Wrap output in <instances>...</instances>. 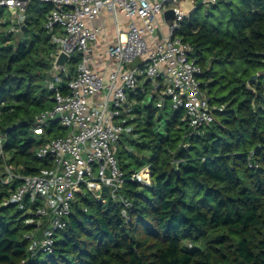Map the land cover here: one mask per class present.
Here are the masks:
<instances>
[{
  "label": "trees",
  "instance_id": "16d2710c",
  "mask_svg": "<svg viewBox=\"0 0 264 264\" xmlns=\"http://www.w3.org/2000/svg\"><path fill=\"white\" fill-rule=\"evenodd\" d=\"M228 24L200 15L198 5L176 34L191 43L202 67L200 80L217 120L194 128L169 96L159 104L150 81L137 93L127 123L134 126L117 145L126 172L151 165L152 183L128 180L124 192L133 206L130 220L115 201L77 196L69 221L56 234L52 252H29L34 217L15 204L4 205L9 190L0 172V264H264V0H219ZM51 5L32 1L27 27L10 31L0 10V134L8 162L35 174L51 161L37 151L36 116L55 106L46 85L55 46L45 27ZM69 62L70 75L80 61ZM239 63L218 79L232 86L220 95L216 64ZM241 70L240 74L238 71ZM259 78L249 83L251 77ZM69 77L62 74L67 91ZM67 130L53 121L49 138ZM128 145L129 149L126 147ZM29 220V221H28Z\"/></svg>",
  "mask_w": 264,
  "mask_h": 264
},
{
  "label": "built area",
  "instance_id": "2783aa9c",
  "mask_svg": "<svg viewBox=\"0 0 264 264\" xmlns=\"http://www.w3.org/2000/svg\"><path fill=\"white\" fill-rule=\"evenodd\" d=\"M32 1L51 5L45 27L55 50L46 85L54 91L55 106L38 114L33 126L34 136L45 140L37 155L51 165L35 174L21 173L8 162L1 134L0 154L4 185L19 181L3 204H15L23 215L34 216L33 228L25 235L33 256L54 250L56 234L67 226L79 194L102 203L117 202L130 220L133 203L124 192L125 183L151 185L152 169L146 164L126 173L116 150L123 135L134 129L127 123L134 105L129 96L144 89L145 82L150 81L160 105L169 96L175 108H183V119L194 128L209 126L217 117L200 80L202 67L193 56L195 48L176 34L188 15L184 2L196 8L198 0H0L10 31L18 33L27 27ZM218 1L203 0L202 4ZM169 9L175 10L173 24L166 20ZM104 12L115 19L113 43ZM62 52L68 54L63 69L57 65ZM98 55L109 62L107 75L96 66ZM74 56L81 59L70 75ZM63 73L69 77L67 91L62 88ZM57 113L67 133L49 138Z\"/></svg>",
  "mask_w": 264,
  "mask_h": 264
},
{
  "label": "rangeland",
  "instance_id": "374dc122",
  "mask_svg": "<svg viewBox=\"0 0 264 264\" xmlns=\"http://www.w3.org/2000/svg\"><path fill=\"white\" fill-rule=\"evenodd\" d=\"M243 4V0H235V5L236 6H240ZM194 9V5L191 2H184V10L186 11L187 14H189L192 10ZM200 15H206L207 12H212L213 16L210 18L212 22L214 23H218V21L222 20L223 24L222 26H227L228 24V13H227V7L224 3H221L218 7H213V4H202L199 6V10H198ZM107 22L111 25L114 24L115 19L112 18L111 16L107 17ZM239 63H234V64H227V65H220V64H216L215 68L217 70V73L215 74L216 76V80L222 76L223 74H229L231 75L233 69H235L236 67H239ZM264 67H261V70ZM241 70L238 71V74H240ZM226 84L225 81H223V79H218L217 83L215 84V88L217 89V91L219 92L220 95H225L227 93L230 92L232 86L227 85L224 86ZM130 114V113H128ZM130 115L127 116V118H129ZM67 130V129H66ZM3 143L5 142V138H2ZM128 146V145H127ZM7 159L10 158V153H7L6 155ZM2 158V155L0 154V159ZM2 161L4 162V160L2 159ZM29 221V220H28Z\"/></svg>",
  "mask_w": 264,
  "mask_h": 264
},
{
  "label": "crops",
  "instance_id": "0c3cea01",
  "mask_svg": "<svg viewBox=\"0 0 264 264\" xmlns=\"http://www.w3.org/2000/svg\"><path fill=\"white\" fill-rule=\"evenodd\" d=\"M109 15L106 13V12H104V15H103V18H104V20L107 22V17H108ZM110 17V16H109ZM123 19V18H122ZM107 26H108V31H109V41L111 42V43H113L114 41H115V35H114V24H109L108 22H107ZM102 50H103V48H102ZM96 66H98L99 67V69L104 73V74H108V71H109V62H108V60H107V58L105 57V56H103V55H98V56H96ZM3 166H4V162L2 161V159H0V172L2 173V170H3Z\"/></svg>",
  "mask_w": 264,
  "mask_h": 264
},
{
  "label": "water",
  "instance_id": "95a60500",
  "mask_svg": "<svg viewBox=\"0 0 264 264\" xmlns=\"http://www.w3.org/2000/svg\"><path fill=\"white\" fill-rule=\"evenodd\" d=\"M203 0H198V5H202ZM166 20L168 21L169 24H173L174 18L176 17L175 15V10L174 9H169L165 12ZM68 60V54L65 52H62L58 59H57V65L60 68H64L66 62ZM260 74H255L251 77L249 80V83H252L253 81L257 80L259 78ZM60 118V114L57 113L55 120L58 121ZM106 190H109L108 186L105 187Z\"/></svg>",
  "mask_w": 264,
  "mask_h": 264
},
{
  "label": "snow or ice",
  "instance_id": "6c2138e0",
  "mask_svg": "<svg viewBox=\"0 0 264 264\" xmlns=\"http://www.w3.org/2000/svg\"><path fill=\"white\" fill-rule=\"evenodd\" d=\"M10 2H11V0H10Z\"/></svg>",
  "mask_w": 264,
  "mask_h": 264
}]
</instances>
